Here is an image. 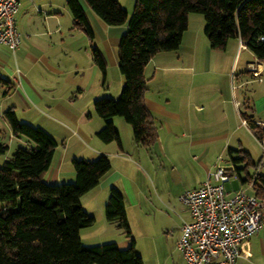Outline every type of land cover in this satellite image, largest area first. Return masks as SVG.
Listing matches in <instances>:
<instances>
[{"label":"crops","instance_id":"0c3cea01","mask_svg":"<svg viewBox=\"0 0 264 264\" xmlns=\"http://www.w3.org/2000/svg\"><path fill=\"white\" fill-rule=\"evenodd\" d=\"M78 1L93 30L92 39L74 27L66 0H18L15 25L21 44L15 51L0 44V78L8 82L5 85L0 83V143L5 144V138L8 137L9 146L28 145L25 138L11 133L4 119V112L12 109L18 121L42 128L57 142L51 165L42 176L46 183L73 182V159L94 160L100 155L108 157L110 170L102 176L97 186L80 198V203L84 207L87 204L89 210L82 208L95 219L91 226L80 230L81 242L85 246L107 243L114 237L113 224L105 220L103 213L111 187L121 193L126 213L129 208L140 207L147 201L141 179L149 177V173L155 175L160 169H155L152 155L156 156L157 153L167 166L166 169L169 167L171 173L183 174L184 180L189 168L193 173L197 168L203 170L204 179L199 180L197 185H186L185 188L184 184L176 196L169 193L168 198L172 204L181 205V210L176 211L173 219L176 220L173 222V228L177 231L176 248L181 222L189 220V212L179 201V195L185 189L199 186L213 171L217 157L230 149L231 123H212L214 99H204L208 107L211 105L209 112L204 114L195 97L185 99L184 105L182 97L170 100L161 81L158 88L152 91L151 81L155 75L162 76L163 72L172 71L165 85L170 82L177 86L180 81L175 77V72L188 68L185 65L189 63L199 65L201 48L191 44L183 47L188 31L187 23L179 48L176 51L157 53L143 71L146 79L144 104L154 119L157 131V140L152 149L135 144L130 125L119 117L112 118V123L119 134L120 144L116 141L102 142L97 132L104 126V121L95 112L91 113L93 102L101 98H117L120 93L123 78L118 70L117 47L126 27L106 25L84 0ZM117 1L130 15L135 0ZM231 39L239 44L237 38ZM93 48L101 53L106 62L105 74L93 63ZM209 48L203 46L208 57H211L213 51ZM245 51H248L250 59L243 63V71L248 73L246 65L257 61L261 77L264 61L257 60L248 49ZM239 52L241 49L228 56L231 70L238 65ZM110 70L119 74L113 86L109 81ZM226 102L232 119L238 116L242 121L243 117H251L258 128L264 125V120L255 118L254 109L248 101H243V112L239 108L241 102L236 94L231 93ZM240 126L249 129L242 123ZM237 142V149H240L241 142ZM6 159L7 152L0 156V165ZM241 189L254 194L248 182L243 183ZM180 256L182 258L181 253ZM235 264H264V227L242 241Z\"/></svg>","mask_w":264,"mask_h":264},{"label":"trees","instance_id":"16d2710c","mask_svg":"<svg viewBox=\"0 0 264 264\" xmlns=\"http://www.w3.org/2000/svg\"><path fill=\"white\" fill-rule=\"evenodd\" d=\"M84 2L106 25L126 27L117 47L123 78L120 93L117 98L93 102L95 114L104 121L97 132L104 143L120 144L114 117L130 125L135 144L150 149L156 142L154 119L144 104L143 71L157 53L179 48L189 14L203 17L210 48L223 50L229 39L237 38L257 60L264 61V0H135L130 15L117 0ZM66 6L74 27L92 39L93 30L79 1L66 0ZM92 58L105 74L106 62L96 48ZM0 83L8 82L0 78ZM3 116L11 133L25 138L28 145L18 147L0 167V264H143L131 237L123 197L114 187L104 204V218L123 231L130 245L120 249L115 242L90 246L81 242L80 230L95 219L82 209L80 198L110 170L108 157L73 159V182L46 183L42 176L51 165L57 142L42 128L18 121L12 109ZM243 120L248 128H258L251 117ZM255 137H264L259 128ZM7 150L0 143V155ZM228 155L234 169L238 162L249 161V154L241 149L230 148ZM252 187L254 195L264 199V176L257 175Z\"/></svg>","mask_w":264,"mask_h":264},{"label":"rangeland","instance_id":"374dc122","mask_svg":"<svg viewBox=\"0 0 264 264\" xmlns=\"http://www.w3.org/2000/svg\"><path fill=\"white\" fill-rule=\"evenodd\" d=\"M204 26L205 22L201 15H188V31L183 47L191 44L197 46L198 49L201 48L199 50V65L189 63L185 65L188 68L175 72V77H178V81H180L177 86L175 83L171 84L170 82L167 86L165 85L172 71L163 72L162 76L161 74L155 75L151 81V85L152 91H154L158 88L161 81L164 90H167L170 96V100L182 97V105H184L185 99L189 100V97L197 98L198 104L201 105L200 107L203 109L202 113L204 114L209 112V107L211 106L209 105L208 107V103L204 99H214L216 104H212V108L214 109L212 123L223 125L222 123L230 121L229 132L232 133L230 138L232 145L229 147L237 150L239 146L236 144H238L237 141L239 140L241 142L240 149L249 154V161L237 163L236 169L239 170L232 167L228 150L221 155L223 164H228L232 167L230 182L225 184V191L231 194L243 188L241 180L247 178V182H253L257 175L264 176V144H262L264 143V137H262V140H258L255 137L257 129H247L245 126H240V123H242L241 118L237 115L235 119H232L226 100L231 96V93L236 94V98L241 102L239 108L242 112L245 109L243 101H248L249 105L254 109L255 118L261 121L264 120V73L261 74V81L258 82L257 78L253 77L247 70L248 65L252 62L246 65L248 73L243 71V63L250 59L249 53L245 49L239 52L237 56V60L239 59L238 65L231 70V62L228 56L236 52V50L240 51L239 44L237 45V42H234L233 39L227 41L223 50L209 48L213 53L211 57H208L206 54L207 50L203 49L204 45L209 46L204 35ZM117 75H119L117 71L113 73L110 70L109 81L112 86L117 82ZM242 81H244L243 84L239 85ZM91 113H94V110ZM259 127V133L264 134V125ZM4 142L9 146L8 137L5 138ZM16 147L25 146L20 144L18 146L10 145L8 151H6L7 159L15 152ZM152 156L153 162L156 165L155 169L160 168V171L157 170L155 175L149 173V177L146 176L141 179V182H144L142 187H144V191L146 192L147 201L140 207L129 208L128 213H126L131 237L134 239L135 250L141 257L143 264H185L182 261L180 253L175 248L177 231L173 228V222L176 221L173 219L176 217V211L181 210V205L178 203L172 204L168 196L169 193L174 194V196L178 195V191H181L184 184L185 188L197 185L199 180L202 181L204 179L203 175L205 173L198 168L193 173L191 168H189L184 180L183 174L180 176L178 173H171L169 167L166 169L167 166L162 162L157 153L156 156ZM158 159H160L159 162ZM160 162H162L161 166ZM197 171L198 173H196ZM175 175H178V177H175ZM169 176L173 177L170 178ZM152 183L155 185L154 187ZM81 207L89 210L87 204H85V207L83 205ZM111 227L113 228L114 237L109 242L116 243L117 241L118 243L116 244L120 249H126L130 245L129 238L115 224Z\"/></svg>","mask_w":264,"mask_h":264},{"label":"built area","instance_id":"2783aa9c","mask_svg":"<svg viewBox=\"0 0 264 264\" xmlns=\"http://www.w3.org/2000/svg\"><path fill=\"white\" fill-rule=\"evenodd\" d=\"M17 9L18 0H0V44L11 51L21 44L15 25ZM238 43L239 49H246ZM247 70L261 81L257 62L249 64ZM241 122L247 125L245 120ZM231 172L232 167L218 156L214 170L199 186L180 193L179 201L187 208L189 220L182 222L176 248L185 264H235L242 241L264 227V199L242 189L231 194L225 191Z\"/></svg>","mask_w":264,"mask_h":264}]
</instances>
